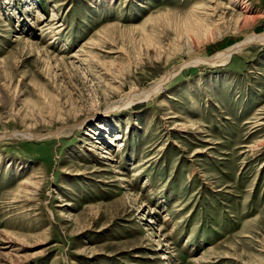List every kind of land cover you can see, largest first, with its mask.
Wrapping results in <instances>:
<instances>
[{"label":"rangeland","instance_id":"374dc122","mask_svg":"<svg viewBox=\"0 0 264 264\" xmlns=\"http://www.w3.org/2000/svg\"><path fill=\"white\" fill-rule=\"evenodd\" d=\"M263 32L264 0H0V264H264V40L220 55Z\"/></svg>","mask_w":264,"mask_h":264},{"label":"bare ground","instance_id":"6f19581e","mask_svg":"<svg viewBox=\"0 0 264 264\" xmlns=\"http://www.w3.org/2000/svg\"><path fill=\"white\" fill-rule=\"evenodd\" d=\"M233 1H235V0H233ZM246 8V7H245ZM247 9V8H246ZM38 11H39V9H38ZM245 11V10H244ZM40 12V11H39ZM248 13H249V11H247ZM38 15H39V13H38ZM244 16H245V18L248 16V14H246V13H244ZM244 18V19H245ZM53 26V28H55L54 26H56V25H52ZM59 27H60V25H59ZM52 28V27H51ZM254 40H264V32L263 33H260V34H255V35H251L249 38L247 37V39L246 40H244V41H240L238 44H236V45H234V46H232V47H230L228 50H227V52H228V54H224V53H222V54H220L222 57H225V58H229L230 57V55L232 54V53H234V52H236V51H239V50H241L242 48H244L247 44H249V42H251V41H254ZM219 56V55H218ZM221 56H219V57H221ZM223 59V58H222ZM171 75V74H170ZM170 75H168L166 78H163L164 80H167L169 77H170ZM163 79H161V81L159 82V84H155V86L154 87H152L150 90H147V91H145L144 93L145 94H150V93H154V92H157L158 90H159V88H161L160 87V85L162 84V81H163ZM148 96V95H147ZM93 146H97V145H93ZM101 148L102 146H98V148ZM104 153L100 156L101 158H112V157H109V156H106L105 155V153H110V151L108 150V148H106L105 147V151H103ZM144 160V159H143ZM148 160H144L143 162H142V165L145 163V162H147ZM163 258H165V256L163 257Z\"/></svg>","mask_w":264,"mask_h":264}]
</instances>
